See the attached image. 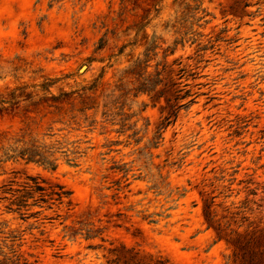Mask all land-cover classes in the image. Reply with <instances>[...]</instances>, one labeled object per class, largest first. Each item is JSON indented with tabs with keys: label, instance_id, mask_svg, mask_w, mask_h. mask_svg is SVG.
<instances>
[{
	"label": "rangeland",
	"instance_id": "374dc122",
	"mask_svg": "<svg viewBox=\"0 0 264 264\" xmlns=\"http://www.w3.org/2000/svg\"><path fill=\"white\" fill-rule=\"evenodd\" d=\"M27 176L71 195L8 212ZM134 255L264 264V0H0V264Z\"/></svg>",
	"mask_w": 264,
	"mask_h": 264
},
{
	"label": "trees",
	"instance_id": "16d2710c",
	"mask_svg": "<svg viewBox=\"0 0 264 264\" xmlns=\"http://www.w3.org/2000/svg\"><path fill=\"white\" fill-rule=\"evenodd\" d=\"M196 9H200V5L197 6ZM122 52V51H121ZM144 73L147 72L149 59L144 61ZM140 66V61H138ZM184 69H180V73H182ZM157 80L155 85L162 83V79H160L161 71L156 74ZM151 82L149 79H145V81ZM49 85V84H47ZM154 85V86H155ZM173 85H176L175 83ZM182 89L176 91V96L174 98L177 104H170L171 99H167L169 106V114L165 118L166 125L172 122L171 118L176 117L178 113V109L189 107L194 103L195 98L190 93L189 90H186L183 94H181ZM67 93H63L66 95ZM164 94V90L159 92V97H162ZM186 100V101H184ZM54 153L50 152L49 154H45L41 151H32L31 153L27 150H22L16 155L10 156L11 158H22L27 162H36L40 163L51 170H55L57 168V158H53ZM72 159H68L71 162ZM15 181L11 180L8 184L4 185L3 199L8 200V205L6 206V210L8 212L19 213L22 218H29L38 214L39 212H30L32 207H46V209H51L55 204H61L63 201L70 197L71 192L61 183H53L48 182L46 179L41 178L40 176H27V180L17 187H14ZM209 207V206H208ZM206 215L208 213H205ZM208 221H211V218L207 217ZM131 260L135 261V264H140L138 260L135 259V255L131 256ZM168 260H158V264H167ZM107 264H120L118 258L108 259ZM243 264H260L259 261H256L255 257H251L247 262Z\"/></svg>",
	"mask_w": 264,
	"mask_h": 264
}]
</instances>
